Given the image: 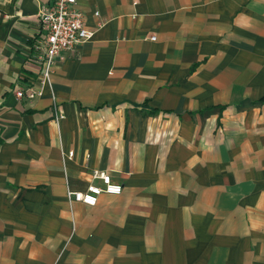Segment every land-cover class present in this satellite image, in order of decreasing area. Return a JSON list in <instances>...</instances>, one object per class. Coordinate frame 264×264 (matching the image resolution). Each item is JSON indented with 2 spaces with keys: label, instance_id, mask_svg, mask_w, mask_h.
Segmentation results:
<instances>
[{
  "label": "crops",
  "instance_id": "0c3cea01",
  "mask_svg": "<svg viewBox=\"0 0 264 264\" xmlns=\"http://www.w3.org/2000/svg\"><path fill=\"white\" fill-rule=\"evenodd\" d=\"M52 1L0 0V264H264V0H77L18 100ZM93 171L121 193L69 203Z\"/></svg>",
  "mask_w": 264,
  "mask_h": 264
},
{
  "label": "built area",
  "instance_id": "2783aa9c",
  "mask_svg": "<svg viewBox=\"0 0 264 264\" xmlns=\"http://www.w3.org/2000/svg\"><path fill=\"white\" fill-rule=\"evenodd\" d=\"M95 16H98L95 13ZM84 14L77 8V0H53L38 14L40 31L32 40L28 50L29 62L39 69V90L27 87L16 90L15 97L34 99L42 95V87L50 85V77L54 65L62 61L64 54L73 51L76 47L92 38L93 32L84 24ZM151 41L155 38L151 37ZM52 98L53 94H52ZM55 120L63 117L60 108L53 99ZM72 153L68 157H72ZM91 180L84 190L73 191L66 189V198L69 203H80L87 207H94L98 198L103 195H119L122 187L112 181L106 172L93 171Z\"/></svg>",
  "mask_w": 264,
  "mask_h": 264
}]
</instances>
